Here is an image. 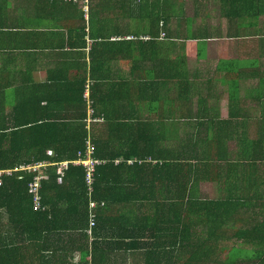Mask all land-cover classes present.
I'll return each instance as SVG.
<instances>
[{
    "label": "trees",
    "instance_id": "1",
    "mask_svg": "<svg viewBox=\"0 0 264 264\" xmlns=\"http://www.w3.org/2000/svg\"><path fill=\"white\" fill-rule=\"evenodd\" d=\"M166 1L98 0L86 20L80 12L78 21L89 25L94 46L88 71L60 84L63 107L47 109L28 123L0 124V170L49 164L43 170L38 207L29 191L36 173L16 170L2 176L0 230L90 231L94 245L83 250L89 264H125L128 252L135 250L143 264H264V119L250 125L210 116L181 124L175 122L180 114L167 122L164 102L191 98L190 90L197 86L182 82V77L133 73L188 67L181 55L158 53L155 27L172 18L163 8ZM248 1L237 0L242 5ZM111 4L112 13L104 14ZM122 9L130 26H139L122 37L134 61L129 77L123 78V92L120 77L96 75L111 67V59L120 60L115 42L111 58L100 48L102 38L120 36L121 31L111 37L93 33V24L119 22ZM257 9L255 17L262 13ZM71 20L69 14L65 21ZM68 37L66 44L74 47V37ZM142 103L157 117L145 115ZM22 114L23 108L17 107L5 117ZM89 144L99 161L91 187L82 165L71 163L63 176L57 174L55 164L78 159ZM234 153L237 158L232 159ZM204 181L217 183L222 194L208 197L200 192ZM1 209L7 214L4 220ZM60 218L67 221L60 224ZM6 250L0 249V262L6 261Z\"/></svg>",
    "mask_w": 264,
    "mask_h": 264
},
{
    "label": "crops",
    "instance_id": "2",
    "mask_svg": "<svg viewBox=\"0 0 264 264\" xmlns=\"http://www.w3.org/2000/svg\"><path fill=\"white\" fill-rule=\"evenodd\" d=\"M97 1L0 0L1 125L28 123L47 109L63 107L60 84L81 70L88 71L94 46L88 36L89 25L78 21L79 14L83 11L86 20L89 9ZM111 8L112 4L106 5L104 14L112 13ZM163 8L172 18L160 23L159 29L155 27L160 44L158 53L168 58L181 55L188 67L181 71L138 67L142 70H133V73L142 77L140 74L144 72L147 78L182 77V82L197 86L190 90L191 98L184 94L186 98L180 101L164 102L165 114L170 115L167 122H173L180 114V120L175 122L181 124L216 117L254 125L264 119V0H250L243 5L237 0H167ZM257 8L262 13L255 17L252 14ZM69 14L72 15L70 22L65 21ZM130 28L139 30L138 24L130 26L123 9L119 22L93 24L95 35L103 33L111 37L113 32L121 31L120 36L102 38L104 44L100 48L102 55L111 58L112 48L119 46L120 60L111 59L114 61L111 67L96 73L109 80L120 77L121 92L127 89L123 78L129 77L134 65L129 60L127 45L121 43ZM71 29L74 31L70 32ZM68 36L74 37V47L66 44ZM112 42L117 45L113 47ZM135 55L141 57L138 53ZM141 105L145 115L157 117L153 110L149 113L146 103ZM17 107L23 108L22 116L5 117ZM234 158H237L235 153ZM200 192L208 197L222 194L217 183L205 181L200 184ZM1 212L4 220L7 214L3 209ZM64 221L67 220L60 218V224ZM94 241L90 231L59 229L30 233L1 229L0 249L5 246L7 252L6 261L0 264H89L83 250L87 245L89 251ZM118 253L127 252L119 249ZM128 254L125 264H143L140 252Z\"/></svg>",
    "mask_w": 264,
    "mask_h": 264
},
{
    "label": "built area",
    "instance_id": "3",
    "mask_svg": "<svg viewBox=\"0 0 264 264\" xmlns=\"http://www.w3.org/2000/svg\"><path fill=\"white\" fill-rule=\"evenodd\" d=\"M84 10L86 11L87 7H85ZM84 93L87 94V87ZM92 153H93V146L89 144L83 156L79 153L78 159L73 160V161H63V162L55 164L57 174L60 176H63L67 166L71 163L74 165H82L86 168V180H87L88 185L91 187L93 183V174H94L95 166L99 163L98 160L93 158ZM47 166H49L47 162L40 161V162L33 163V164L22 165L17 169L15 168V169L0 170V184L2 183V176L10 175L13 171H16V170L31 171L33 173H36L33 181L30 183L29 191L33 194L35 206L38 207L40 205L39 188L41 187V181L43 177L45 176L43 174V170ZM94 205L95 203L91 202V206H94ZM93 225H94V219L91 220V226Z\"/></svg>",
    "mask_w": 264,
    "mask_h": 264
}]
</instances>
